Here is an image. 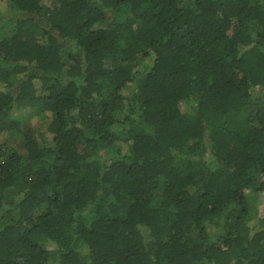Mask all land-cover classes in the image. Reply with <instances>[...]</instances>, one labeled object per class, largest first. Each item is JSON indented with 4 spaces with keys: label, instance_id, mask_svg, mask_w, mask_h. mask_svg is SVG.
I'll list each match as a JSON object with an SVG mask.
<instances>
[{
    "label": "trees",
    "instance_id": "16d2710c",
    "mask_svg": "<svg viewBox=\"0 0 264 264\" xmlns=\"http://www.w3.org/2000/svg\"><path fill=\"white\" fill-rule=\"evenodd\" d=\"M4 135L0 264H264V0H0Z\"/></svg>",
    "mask_w": 264,
    "mask_h": 264
},
{
    "label": "rangeland",
    "instance_id": "374dc122",
    "mask_svg": "<svg viewBox=\"0 0 264 264\" xmlns=\"http://www.w3.org/2000/svg\"><path fill=\"white\" fill-rule=\"evenodd\" d=\"M26 118H32L35 115H31L29 112L24 114ZM29 120V119H28ZM3 138H5V135L2 137L0 136V139L2 140ZM251 207H250V211H251V221L249 222V226L252 229V233L255 234L256 231L260 230L259 229V225H258V221L259 219L264 218V192L259 194V196L255 199V197L251 198ZM209 231L211 233H216L217 227L214 226H210Z\"/></svg>",
    "mask_w": 264,
    "mask_h": 264
}]
</instances>
